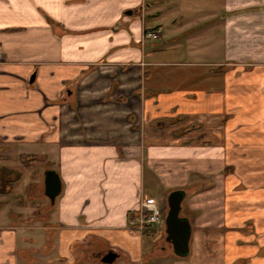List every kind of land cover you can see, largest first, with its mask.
<instances>
[{
    "label": "crops",
    "instance_id": "0c3cea01",
    "mask_svg": "<svg viewBox=\"0 0 264 264\" xmlns=\"http://www.w3.org/2000/svg\"><path fill=\"white\" fill-rule=\"evenodd\" d=\"M0 52V264H140L131 218L172 164L221 189L222 264H264V0H0Z\"/></svg>",
    "mask_w": 264,
    "mask_h": 264
},
{
    "label": "rangeland",
    "instance_id": "374dc122",
    "mask_svg": "<svg viewBox=\"0 0 264 264\" xmlns=\"http://www.w3.org/2000/svg\"><path fill=\"white\" fill-rule=\"evenodd\" d=\"M161 36V33H160ZM159 36V38H160ZM157 38V39H159ZM148 42L153 39L151 37H145ZM185 72V69H183ZM183 71H181L183 73ZM205 73V72H203ZM201 74L195 70L194 80L199 77ZM205 76V74L203 75ZM153 77V74L149 76L148 81H150ZM156 77V75L154 76ZM171 79L174 77L170 76ZM184 77V76H183ZM159 79V78H158ZM162 84H167V76L163 73L160 76ZM169 79V77H168ZM179 83H184V79L180 78ZM195 120V119H193ZM191 119H188L187 122H190ZM194 122V121H193ZM181 164V163H179ZM39 174L43 176L44 169L42 165H38ZM177 166V167H175ZM28 172V171H27ZM154 179L148 183V187L151 190L150 194L144 201L151 202L156 204L162 211H168V202L167 197L172 190L178 188H184L187 192L186 199L183 201V209L181 211V215H188L190 217V222L193 226L194 236L196 238L190 242V253L195 254L201 258L198 260L199 264H222V246L219 245L221 242L220 234L223 235L225 232L223 224L219 220V216L223 218V208L220 207L222 198L220 197V188H209L208 180L205 181L206 184H203V180L201 181L200 175L198 173H192L186 170L185 166L182 165H164L162 168H158L157 170H153ZM153 181V182H152ZM196 184V185H195ZM215 186V185H214ZM243 189V188H242ZM45 200H48L45 198ZM215 205V206H214ZM13 209L11 204H8L7 207L0 210V227H5L8 225L10 220L9 210ZM188 217V218H189ZM134 215L132 216V220L134 219ZM219 220V221H218ZM132 229L140 231L141 235L144 236V259L140 264H189L191 254L189 253L186 257L177 256L172 248L170 242L166 240V231L165 224L160 222V224H144L142 228L135 227L131 223ZM230 229L226 228V232H229ZM38 231V230H37ZM35 230H25L24 233L28 234L31 232H37ZM232 231V229H231ZM228 235L229 236H232ZM198 236L202 237V242L198 240ZM226 237V238H225ZM225 240L228 239L227 235L224 236ZM45 242V236L41 237L37 241V246H42ZM201 243V244H200ZM29 243H20L21 247H29ZM36 246V245H35ZM198 247H201L202 251H205L200 254V250H197ZM196 250V251H195ZM195 251V253H194ZM199 252V254L197 253ZM196 256V258H198ZM49 257L52 258V262L49 264H55L56 262L60 264H64L65 260L56 259V256L51 253ZM233 259V258H232ZM247 260V259H246ZM193 261V260H192ZM233 261V260H232ZM92 264H100V261L97 259H92V261H87ZM86 262V263H87ZM234 264H247L248 262L245 260L238 261L235 260ZM116 264H128L126 260L118 259Z\"/></svg>",
    "mask_w": 264,
    "mask_h": 264
},
{
    "label": "water",
    "instance_id": "95a60500",
    "mask_svg": "<svg viewBox=\"0 0 264 264\" xmlns=\"http://www.w3.org/2000/svg\"><path fill=\"white\" fill-rule=\"evenodd\" d=\"M131 13V12H128ZM45 194L54 202L62 190L59 174L54 169L45 171ZM186 193L182 189L170 192L167 197L168 211L165 216L166 240L171 243L174 253L179 257H186L190 253V240L192 236V225L189 218L181 215L182 202ZM109 262L118 257V253L111 250ZM108 261V257L106 259Z\"/></svg>",
    "mask_w": 264,
    "mask_h": 264
},
{
    "label": "built area",
    "instance_id": "2783aa9c",
    "mask_svg": "<svg viewBox=\"0 0 264 264\" xmlns=\"http://www.w3.org/2000/svg\"><path fill=\"white\" fill-rule=\"evenodd\" d=\"M161 33L160 28L154 30H146L144 32V37H151L153 39L159 38ZM2 59V53L0 52V60ZM165 216L166 211H162L156 204L151 202L142 201L140 202L139 208L136 210L134 214V219L132 220V224L135 227L142 228L144 224L154 223L160 224L163 222L165 224Z\"/></svg>",
    "mask_w": 264,
    "mask_h": 264
},
{
    "label": "flooded vegetation",
    "instance_id": "af4514ba",
    "mask_svg": "<svg viewBox=\"0 0 264 264\" xmlns=\"http://www.w3.org/2000/svg\"><path fill=\"white\" fill-rule=\"evenodd\" d=\"M111 250H105V251H100L94 254V259H98L100 261V264H116V261L119 259V255L117 258H115L112 262H109V258L111 257ZM108 257V261H106Z\"/></svg>",
    "mask_w": 264,
    "mask_h": 264
}]
</instances>
